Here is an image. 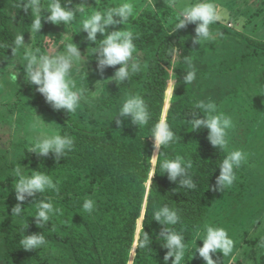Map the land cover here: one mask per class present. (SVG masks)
Segmentation results:
<instances>
[{
    "label": "trees",
    "instance_id": "16d2710c",
    "mask_svg": "<svg viewBox=\"0 0 264 264\" xmlns=\"http://www.w3.org/2000/svg\"><path fill=\"white\" fill-rule=\"evenodd\" d=\"M228 1L215 0L214 4L225 11L224 3ZM50 2L40 0L42 17L48 15L45 10ZM23 6L29 7L30 0H0V70L14 57L24 61H20V68L24 69L25 51L16 49L13 42L17 35L22 34L24 40L31 33L34 16ZM67 6L73 8V0ZM109 8L113 7L101 12ZM257 13L244 19L241 28L247 27V31L241 34L224 27L230 17L227 12L221 21L210 25L212 33H229L242 44L240 51L231 52H221L215 38L195 43L194 24L175 31L173 20L181 17L169 6L160 13L147 11L131 17L128 22L137 37L134 43L137 52H142L136 58L141 71L120 85L115 83L109 92L104 91L97 105L106 111L91 115L86 126L72 113L54 110L34 85L39 107L53 116L61 135L73 138L74 148L58 161L51 153L40 156L27 147L14 159L0 150V264H164L167 249L162 247L164 241L160 237L164 226L153 219L154 212L163 205L175 209L180 217L176 225L167 227L185 237L187 250L182 264H189L192 254H197L195 248L202 246L197 239H202L204 225L224 191L216 190V178L219 165L229 153L227 149L213 148L207 139L208 130H192L189 121L193 119L192 112H199L195 108L197 102L217 104L225 96L238 95L242 88L251 90L246 92L251 100L255 89L264 92V80H250L252 73L264 67V38L253 36L257 26L251 25ZM125 24L117 26L124 29ZM48 27L49 22L42 19V28L33 35L31 50L38 55H53L47 53L54 38ZM174 47L178 54L171 55ZM193 68L196 79L185 84L183 76ZM168 88H174L169 97ZM133 94L145 100L150 112L148 124L139 128L130 118L114 117L125 98ZM116 119L122 120L120 127ZM161 119L167 121L176 137L160 150L153 172L149 160L154 154L151 130ZM12 143L13 147L18 146L16 141ZM176 156L191 160L189 175L197 185L195 189L182 188L179 177L177 182H171L163 173L159 164ZM18 167L24 175H31L32 171L50 175L58 182L59 192L49 190L18 202L14 191ZM41 199L50 200L60 211L51 216L48 224L37 227L33 216ZM85 199L95 202L93 212L83 210ZM17 203L23 209L19 216L11 211ZM254 225L253 239L245 240L244 250L237 255L239 264H261L264 216L256 219ZM35 233L43 234L46 243L34 251L24 250L20 240ZM144 233L150 243L137 247ZM253 251L261 257L252 258Z\"/></svg>",
    "mask_w": 264,
    "mask_h": 264
},
{
    "label": "clouds",
    "instance_id": "9594fccd",
    "mask_svg": "<svg viewBox=\"0 0 264 264\" xmlns=\"http://www.w3.org/2000/svg\"><path fill=\"white\" fill-rule=\"evenodd\" d=\"M71 2L72 0H67L66 3L64 0L63 2L62 0H51L45 10L48 15L42 17L40 0H30V6L23 7L25 10H31L34 16L31 20V34L39 33L42 28V19L53 25L63 24L65 26L73 22L76 12L67 6ZM169 3H174V0H169ZM135 15L134 4L131 0H124L118 6L109 8L107 11H95L82 21L80 31L86 33L87 41L95 45L97 34L99 33L102 36L100 46L98 48L93 47V53L97 54V71L102 74L106 67L119 66L114 71L113 76L108 78L109 80H115L117 85L129 80L132 75L141 71L142 68L141 63L134 55H138L134 43L137 37L131 30H121V28L115 30L117 24H125ZM226 15V12L212 3L211 0H198V2L185 7L181 11V19L177 22L175 31L186 27L188 24H194V42L199 44L200 40L207 41L214 38L210 31V25L221 21ZM240 23L242 24L243 20ZM109 26H112L114 30L109 31ZM13 43L16 49H25L24 60L26 61L25 69L28 82L36 86V90L54 110L74 113L83 99V93L75 90V84L70 79L73 63L79 61L82 57L78 46L72 42L67 45L63 54L38 55L32 52L28 44L24 43L22 34L17 35ZM170 54H178V49L174 47ZM184 60L191 66V61L186 56ZM195 79L196 72L194 68L183 76L185 84H191ZM173 90L174 88L171 90L172 93ZM103 92L104 88L97 89L91 92V96L96 98ZM195 108L199 112H192L193 119L189 121L192 130L207 129V139L213 148L226 150L229 143L228 130L233 127L231 117L218 112L217 105L211 101L207 103L204 101L197 102ZM200 113H203V115ZM117 116L124 119L130 118L131 123L139 128L148 124L150 112L145 100L140 95L133 94L125 98L118 114L114 117ZM115 122L117 127L122 125L121 119H116ZM47 125L48 123H45L42 119H34L31 123L30 128L33 131L44 130L41 138L34 143L32 153L40 156H48L51 153L58 161L73 150L74 140L68 135H61L55 129L47 128ZM151 137L154 141V154L149 160L153 164V172H155V165L160 158V150L174 142L176 133L170 128L165 119H161L153 125ZM246 159L247 153L239 149L228 153L218 167L217 191L234 183L236 180L234 169L239 168L246 162ZM159 166L163 169V173H167L169 181L177 182L179 177L178 183L180 187L189 190L196 188L197 185L189 175V169L193 166L191 160L176 156L175 159H164ZM16 175L19 179L14 191L15 199L18 202H23L26 197L34 198L37 193L43 194L49 190L59 192L58 182H54L53 178L45 172L32 171L31 175H24L20 167H18ZM94 209L95 202L92 199H85L83 210L91 213ZM11 211L12 214L17 216L21 215L23 211L21 204L17 203ZM59 211L50 200L41 199L38 204V210L33 216L37 227L48 224L51 216ZM153 219L164 226L160 233V237L164 241L162 247L167 249L163 258L164 264H168L170 258L171 264H182L187 250L185 237L180 232L167 227L178 223L180 217L177 215V211L167 205H163L154 212ZM197 240L202 241V246L196 247L195 252L203 259L205 264H216V261L212 258L215 253L220 252L223 257H227L232 254L234 249V241L222 227L207 225L203 238H198ZM19 243L24 250L34 251L43 246L46 240L43 234L35 233L24 235ZM149 243V236L144 233L143 239L138 240L137 247H147ZM260 247H264V238L260 242Z\"/></svg>",
    "mask_w": 264,
    "mask_h": 264
},
{
    "label": "rangeland",
    "instance_id": "374dc122",
    "mask_svg": "<svg viewBox=\"0 0 264 264\" xmlns=\"http://www.w3.org/2000/svg\"><path fill=\"white\" fill-rule=\"evenodd\" d=\"M214 1L211 0L212 3H215ZM122 2L124 0H73L72 9L76 12L73 22L65 26L49 23L48 29L54 38L52 45L47 50L48 54H63L67 45L72 42L78 46L81 53V59L73 63L70 79L75 84V90L83 93V99L72 116L74 119H79L85 126L91 115L103 114L106 111L97 105V101L104 94L93 98L91 92L102 88L105 92H109L116 81L108 78L113 76L119 66L106 67L102 74L97 71V54L93 53V47L100 46L102 36L97 34L95 45L87 41L86 33L80 31L82 21L95 11L104 10L110 5L116 7ZM131 2L134 4L136 12L133 17L147 11L160 13L163 8L168 6L177 16H180L185 7L198 2V0H174V3H169V0H131ZM224 8L230 16L229 20L224 22V27L228 31L238 34L247 31V27L241 28L240 21H244L257 11V16L253 18L251 24L257 26L253 36L264 38V0H229L224 3ZM178 21L179 19L173 20L172 28L176 27ZM118 29L119 27L116 25L115 30ZM111 30L114 29L109 26V31ZM121 30L133 31L134 28L132 23L126 22L125 28ZM212 34L217 39L218 49L221 52L240 51L242 44L229 33L215 31ZM33 35L30 33L23 40L30 49L34 40ZM137 53L138 55L134 54L136 58L142 56V52ZM20 61L24 62L22 59L14 57L0 70V150L5 151L6 155L12 159L19 156L24 148L32 149L36 140L43 135L44 130L33 131L30 128L34 119H42L48 123L47 128L49 129L57 131L59 129L53 116L39 107L34 85L28 82L26 63H23L24 69L22 70ZM250 80L256 83L262 82L264 67L257 73H252ZM171 90L172 88L167 89L168 97L172 93ZM247 91L251 92V90L242 88V92L240 91L238 95L225 96L219 103H215L217 111L231 117L233 121V127L228 130L227 150L230 152L239 149L247 153L246 162L234 169L236 180L231 186L224 187V191L202 230L203 238L207 225L222 227L234 241V249L230 256L223 257L220 252L212 256L216 264H218L217 262L239 264L237 255L244 250L245 240L253 239V233L256 232L254 225L256 219L264 216V114L262 116L264 92H257L255 89L251 93V100L246 97ZM166 101L165 103H167ZM8 139L12 142L16 141L18 146L13 147V143L9 144ZM251 256L252 258L254 256L261 257L254 251ZM260 262L264 264V255ZM189 264H205V262L197 253L191 257ZM242 264L245 263L242 262ZM248 264L253 263L249 262Z\"/></svg>",
    "mask_w": 264,
    "mask_h": 264
}]
</instances>
